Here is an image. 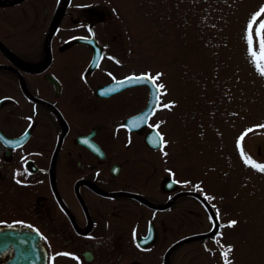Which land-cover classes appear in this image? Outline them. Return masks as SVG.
<instances>
[{"label":"flooded vegetation","instance_id":"af4514ba","mask_svg":"<svg viewBox=\"0 0 264 264\" xmlns=\"http://www.w3.org/2000/svg\"><path fill=\"white\" fill-rule=\"evenodd\" d=\"M62 2L0 4V231H36L46 264H151L156 256L174 264L182 246L219 235L188 232L182 213L188 198L203 205L202 191L176 169L157 170V159L177 148L175 103L159 79L151 115L139 117L151 103L150 84L99 93L130 75H156L104 66L121 57L110 51L125 47L108 44L101 0ZM152 132L160 145L149 141ZM13 256V247L0 251V264Z\"/></svg>","mask_w":264,"mask_h":264},{"label":"rangeland","instance_id":"374dc122","mask_svg":"<svg viewBox=\"0 0 264 264\" xmlns=\"http://www.w3.org/2000/svg\"><path fill=\"white\" fill-rule=\"evenodd\" d=\"M101 3L108 10V44L125 47L110 51L121 57L108 56L104 66L117 74L136 69L160 74L175 103L177 148L157 159V170L182 172L188 188L201 189L203 205L195 207L188 198L182 213L193 227L188 232L214 228L215 217L221 223L217 239L182 246L174 264H264V172L256 167L264 165V74L247 42V25L264 0ZM262 21L264 13L253 24L257 52L255 32ZM180 103L186 112L182 128ZM232 221L235 226H229ZM151 264H164V258L156 256Z\"/></svg>","mask_w":264,"mask_h":264},{"label":"water","instance_id":"95a60500","mask_svg":"<svg viewBox=\"0 0 264 264\" xmlns=\"http://www.w3.org/2000/svg\"><path fill=\"white\" fill-rule=\"evenodd\" d=\"M22 0H9V1H0V4H17ZM64 2V0H63ZM62 2V3H63ZM61 3V5H62ZM89 41H94L92 38H86ZM134 76V75H132ZM144 76V75H141ZM125 80V79H124ZM122 81V80H120ZM132 84H137V82H132ZM130 84V85H132ZM117 87L116 81L107 85H104L98 89L100 93L110 94L113 92H107L109 88ZM125 86L119 88L122 89ZM116 92V91H115ZM153 98L151 99L150 107L141 113L139 117L143 116L144 114L152 113L154 105L152 102ZM152 136H154L152 134ZM150 142L152 143V139L154 137H149ZM173 182L172 180L167 181V183ZM218 225L216 226V229ZM214 233V232H211ZM152 230L149 237L146 238V241H149L153 238ZM14 248V256L8 261L7 264H46V259L42 252V248L40 246V236L37 232H26V231H19L14 229H7L0 231V251H5L6 249Z\"/></svg>","mask_w":264,"mask_h":264},{"label":"snow or ice","instance_id":"6c2138e0","mask_svg":"<svg viewBox=\"0 0 264 264\" xmlns=\"http://www.w3.org/2000/svg\"><path fill=\"white\" fill-rule=\"evenodd\" d=\"M261 13H264V8H262L260 10V12L253 15L252 16V22H250L247 25V42L249 45L250 57L253 58L254 63H256V65L260 69L261 73L264 74V67H261V62H264V21L259 23V26L255 32V35L259 38V50H258V52L256 50H254V48H253V24L257 20V17L260 16ZM159 75L160 74H157V76L155 78H153L151 75L130 76V77H127L125 80L116 81L117 87L109 88V89H107V92L118 91L120 87L130 85V84H132V82L147 83V84H150L152 86V88L154 89V91L152 93V98H153L152 102H153V104H155L159 101L160 89L163 87L162 85L156 84V80L159 79ZM165 107H167V105ZM149 114H151V113H149ZM241 139H243V138L241 137ZM162 141H163L162 136L159 137V139L154 137L152 139V144L153 145H159L162 143ZM85 143H88V142L85 141ZM242 155H243V152H242ZM246 162H247V158H246ZM256 167L260 171L264 172V165H256ZM17 182L19 183V181H17ZM236 223H237L236 221H232L229 226H235ZM137 246L139 247V245H137ZM228 251L229 252L231 251V247H229ZM65 255H67V254H65ZM224 256L227 257L228 252H225ZM226 264H227V260H226Z\"/></svg>","mask_w":264,"mask_h":264}]
</instances>
